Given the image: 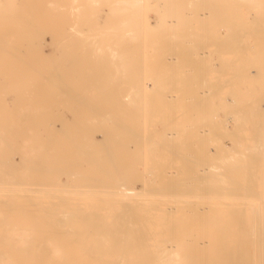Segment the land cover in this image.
<instances>
[{"label": "rangeland", "instance_id": "374dc122", "mask_svg": "<svg viewBox=\"0 0 264 264\" xmlns=\"http://www.w3.org/2000/svg\"><path fill=\"white\" fill-rule=\"evenodd\" d=\"M209 1L218 3L216 14L203 24L196 17V11L204 8L203 0H194L192 27L185 23L186 0H145L140 7L128 6L127 13L115 17L110 13V0L96 4L95 9L102 11L95 17L99 25L113 22L121 26L127 19L136 30L122 28L104 38L116 43L117 55L101 56L103 74L94 77L91 68L77 67L72 79L63 82L65 94L55 97L57 118L67 121L55 134L59 140L64 134L73 138L67 152L78 163L74 175L124 176L123 184L132 194L128 203L132 213L125 215L123 207L109 203L114 196L103 190H107L101 187L105 183L97 187V182L86 183L84 177L76 176L56 181V171L52 172L54 180L41 186L45 191L39 194L66 196L73 207L93 209L106 217L113 215L107 211L118 209L122 214L118 228H113L115 223L108 224L112 230L99 231L97 239L126 244L120 255L124 264H172L170 256L177 262L173 264H212L218 204L227 195L234 210L243 216L246 238L241 248L246 264H264V64L249 62H259L263 55L257 49L264 47V0L263 12L255 17L247 14L250 10L244 2ZM119 3L122 9L126 7ZM48 40L46 37L43 44L46 54H57L58 59L67 55L52 49ZM57 40H61L60 28ZM202 50L208 52L201 60ZM191 67L193 116L198 115L197 93L202 113L199 122L193 117V124H198L193 130L186 128L185 106V77ZM50 91L44 89L40 94ZM39 131L44 140L51 138L46 127L40 126ZM14 141L12 145L17 146ZM18 142L22 144L20 138ZM45 156L52 162L51 151ZM172 169L176 170L173 175ZM220 171L229 173V180H220ZM192 172H198L201 179L191 178ZM171 177L178 188L191 187L188 194L184 192L187 196H180L181 188L169 184ZM179 199L187 205L173 209L172 216L191 221L180 228L171 227L165 220L170 206ZM73 207L68 209L75 211ZM77 231L82 232L75 229L72 233Z\"/></svg>", "mask_w": 264, "mask_h": 264}, {"label": "bare ground", "instance_id": "6f19581e", "mask_svg": "<svg viewBox=\"0 0 264 264\" xmlns=\"http://www.w3.org/2000/svg\"><path fill=\"white\" fill-rule=\"evenodd\" d=\"M110 1L109 5L113 6L110 13L115 17L123 11L127 13L128 6H134L135 9L136 6L140 7L145 0ZM115 1L118 3L113 5ZM237 1L248 5L250 13L247 10V14L253 17L263 12L262 0ZM119 2L125 3L126 7L122 9ZM98 3H107V0H86L85 2L82 0H0V264H124L120 255L126 244L123 245L118 241L108 244L97 239L99 231L112 230L107 227L108 224L110 226L111 223H115L116 226L113 228H118L121 213L118 209L114 212L107 211V213H113L112 217H106V213L93 209L84 210L83 207L74 206L76 210L73 211L68 209L73 207L68 197L39 194L43 190L41 186L54 180L52 172L56 171L59 177L56 181H65L70 176H76L79 179L84 177L82 179L86 183L88 180L97 182L95 183L97 187L101 186L100 182L105 183L101 187H106L107 190H103L114 196V200L109 203L113 204L114 208L123 207L122 213L125 215L132 213V209L128 206L132 194L130 188L123 184L124 176H118V173L117 177L115 174L108 173L105 178H100L94 173L90 178L80 173L78 176L74 175V170L78 169V163L74 162L75 157L69 156L67 152L72 149L73 138L71 135L64 134L59 140L55 134L67 124L64 117L58 119V114L55 113L56 95L65 94L64 80L72 79L73 70L77 67L91 68L94 77L102 75L104 66L99 65L102 57L108 54L114 58L117 55V50L113 48L116 43H109L103 39L118 34L122 28L126 31L136 30L135 25L134 29L131 28L127 19L121 26L112 24L113 22H108L104 26L99 25L95 19L97 15L102 14V11L95 9ZM216 4L218 3L203 0L204 8L202 11H196V17L201 23L208 22L210 16L213 17L216 14ZM186 5L185 23L192 27L191 17L195 16L194 0H186ZM65 7L68 8L67 11ZM136 13L140 14V10ZM59 28L61 29L60 42L57 40ZM46 37L50 38L48 41L51 42L52 49L67 55L58 59L57 54H46L43 49ZM99 38H102L103 43H100ZM259 48L254 49L261 50L264 55L262 50L264 47ZM256 51H253L254 55ZM207 52L201 51V60L205 58ZM260 54L258 52L256 57H260ZM58 61H61L59 67ZM254 61L257 62L258 59ZM204 63L206 65V60ZM191 69L192 67L185 77L187 110V124H185L187 129L190 128L189 130H193L194 124H197V122L193 124L195 118L198 116L201 118L202 115V113L199 114L200 94L197 93L196 114L198 115L193 116L195 114L193 113L194 71ZM44 89L51 91L40 94ZM40 126L50 130V139L44 140L41 137ZM85 134H88V131ZM172 134H174L173 131ZM18 138L22 141L21 145ZM13 140L17 146L12 145ZM46 151L53 153L52 162L47 160ZM170 173L173 175L176 170L172 169ZM190 177L194 180L201 179L198 172H192ZM229 177V173L220 171V180L225 181L226 178L229 180ZM168 182L178 190L181 188L179 194L181 191L180 196L183 197L191 188L187 187V189L185 186L178 188L174 177H171ZM197 187L198 185L194 187V190H197L195 189ZM217 189L221 191L220 188ZM225 189L230 191L231 187L227 186ZM191 190L193 192V189ZM222 197L225 198L219 202V211L216 216V258L212 264H246V255L241 248L246 238L245 228L242 226L243 216L239 211L234 210L230 200L226 199L228 195ZM185 201H176L170 206L169 218L165 221L169 222L171 227L177 225L179 226L177 228H180L191 221L175 219L172 216L176 208L187 205ZM177 228L174 226V229ZM75 229H81L82 232L72 233ZM170 262L177 263L173 261L172 256H170Z\"/></svg>", "mask_w": 264, "mask_h": 264}, {"label": "crops", "instance_id": "0c3cea01", "mask_svg": "<svg viewBox=\"0 0 264 264\" xmlns=\"http://www.w3.org/2000/svg\"><path fill=\"white\" fill-rule=\"evenodd\" d=\"M251 64L253 65H258V64H264V55H262L261 57V61L257 62V63H253L252 61H249ZM200 114V112H199ZM200 120V116H198V121Z\"/></svg>", "mask_w": 264, "mask_h": 264}]
</instances>
